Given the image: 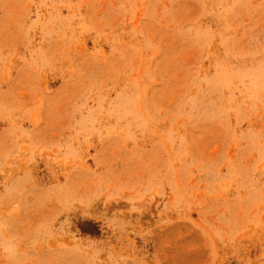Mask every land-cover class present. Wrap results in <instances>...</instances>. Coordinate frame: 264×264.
Listing matches in <instances>:
<instances>
[{"label":"rangeland","instance_id":"obj_1","mask_svg":"<svg viewBox=\"0 0 264 264\" xmlns=\"http://www.w3.org/2000/svg\"><path fill=\"white\" fill-rule=\"evenodd\" d=\"M0 264H264V0H0Z\"/></svg>","mask_w":264,"mask_h":264},{"label":"trees","instance_id":"obj_2","mask_svg":"<svg viewBox=\"0 0 264 264\" xmlns=\"http://www.w3.org/2000/svg\"><path fill=\"white\" fill-rule=\"evenodd\" d=\"M81 231L83 234L91 236H99L101 234L99 224L93 221H86L81 226Z\"/></svg>","mask_w":264,"mask_h":264}]
</instances>
